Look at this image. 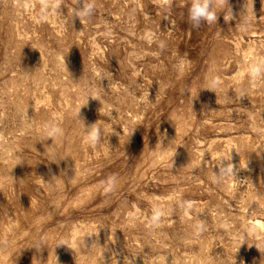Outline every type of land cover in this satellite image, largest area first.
<instances>
[{
  "label": "rangeland",
  "instance_id": "obj_1",
  "mask_svg": "<svg viewBox=\"0 0 264 264\" xmlns=\"http://www.w3.org/2000/svg\"><path fill=\"white\" fill-rule=\"evenodd\" d=\"M209 3L0 0V264H264V0Z\"/></svg>",
  "mask_w": 264,
  "mask_h": 264
},
{
  "label": "clouds",
  "instance_id": "obj_2",
  "mask_svg": "<svg viewBox=\"0 0 264 264\" xmlns=\"http://www.w3.org/2000/svg\"><path fill=\"white\" fill-rule=\"evenodd\" d=\"M91 8L88 6V11ZM188 19L193 22V27H199L200 21L212 22L217 19L216 14L211 10L209 0H191L188 9Z\"/></svg>",
  "mask_w": 264,
  "mask_h": 264
}]
</instances>
